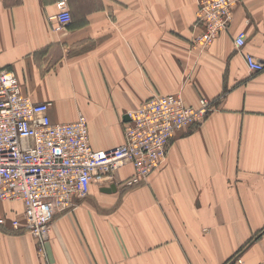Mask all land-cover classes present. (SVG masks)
<instances>
[{
    "label": "crops",
    "instance_id": "obj_1",
    "mask_svg": "<svg viewBox=\"0 0 264 264\" xmlns=\"http://www.w3.org/2000/svg\"><path fill=\"white\" fill-rule=\"evenodd\" d=\"M58 0H0V69L53 122L85 117L93 150L123 143L125 115L153 96L181 94L214 109L170 139L163 165L123 187L130 165L55 214L49 264H225L264 261V0H241L208 48L194 46L198 0H68L70 26L48 18ZM244 33L238 48L234 39ZM115 190L107 193V188ZM20 201L0 200V264H46Z\"/></svg>",
    "mask_w": 264,
    "mask_h": 264
},
{
    "label": "built area",
    "instance_id": "obj_2",
    "mask_svg": "<svg viewBox=\"0 0 264 264\" xmlns=\"http://www.w3.org/2000/svg\"><path fill=\"white\" fill-rule=\"evenodd\" d=\"M236 2L239 0H198L196 17L200 31L194 45L207 44L227 30L230 9ZM56 8V14L48 20L53 22V30L60 32L71 23V13L67 0H58ZM244 43V35L238 33L236 47ZM244 58L250 71L264 70V63H257L252 55L246 54ZM158 97L127 114L122 145L95 151L84 116L79 115L73 122H53L50 103L33 102L23 93L17 77L0 69V200H21L25 220L23 227L19 226L20 221H12L13 228L24 229L43 240L55 214L68 209L76 198L87 195L93 181H101L130 163L134 175L125 183L131 186L158 168L164 161L171 129L201 119L198 109L185 107L180 99L169 97L157 102ZM204 107L206 115L210 102H204ZM185 117H189L187 122ZM225 264L247 263L235 256Z\"/></svg>",
    "mask_w": 264,
    "mask_h": 264
},
{
    "label": "bare ground",
    "instance_id": "obj_3",
    "mask_svg": "<svg viewBox=\"0 0 264 264\" xmlns=\"http://www.w3.org/2000/svg\"><path fill=\"white\" fill-rule=\"evenodd\" d=\"M239 2H236L232 7H231V9H230V12H231V21H230V24H231V22H232V20H233V9H234V7L238 4ZM229 24V25H230ZM229 27V26H228ZM225 30H222L221 32H219L216 36H218L220 33H222V32H224ZM240 33H242V32H240ZM243 35H244V33H242ZM216 36H214L212 39H211V41L209 42V43H207V44H204V43H200V42H196L195 43V48H197L199 51H203V50H205L206 48H208L209 47V45L211 44V42L213 41V39L216 37ZM254 60L257 62V63H264V61H258V60H256L255 58H254ZM247 66V65H246ZM251 72H253V71H251ZM153 97H155V96H153ZM169 97H171L172 98V100L173 99H180L181 100V103L185 106V107H188V108H194V109H198L199 110V117L198 118H201V119H199V120H195V122L196 121H202V118H203V116L205 115V110H204V102H211V100H209L208 98H200L199 100H198V103H197V105L196 106H188V105H186L185 104V102H184V99L182 98V96H181V94H179V93H171V94H166V95H160V97H158L155 101H160V100H162V98H164V99H166V98H169ZM202 99H204V101H202ZM145 103V102H144ZM143 103V104H144ZM141 107V106H140ZM140 107H138V108H136V109H139ZM136 109L135 110H133V111H131V112H134V111H136ZM130 113V112H129ZM209 114H206L205 116H204V118H206L207 116H208ZM185 119V122H187L188 120H189V117H185L184 118ZM192 123H194V122H192ZM190 124H187V125H185V126H183L182 128H180V129H177V130H175V128H176V126H174L172 129H171V132H172V134H171V136H173L176 132H178V131H180V130H182V129H184V128H186V127H188ZM175 130V131H174ZM170 136V137H171ZM123 143H124V140H123ZM122 143V144H123ZM121 144V145H122ZM120 146V145H119ZM118 147V146H117ZM114 148H116V147H114ZM113 149V148H112ZM110 150V149H109ZM106 151V150H105ZM165 159H166V155H165V158H164V161L160 164V166H159V168L163 165V163L165 162ZM127 165H130L131 166V168H132V174L130 175V176H132V175H134V168H133V166L130 164V163H125V165L124 166H122L121 168H119L118 170H116V171H114L113 172V175L116 173V172H118L120 169H122V168H124L125 166H127ZM158 168V169H159ZM157 169V170H158ZM156 171V170H155ZM154 171V172H155ZM113 175H110V176H107V177H105V178H103L101 181H104V180H106L108 177H111V176H113ZM129 176V177H130ZM126 180V179H125ZM124 180V181H125ZM123 181V182H124ZM94 182V181H93ZM92 182V183H93ZM91 183V184H92ZM91 184H90V187H91ZM90 187H89V192H90ZM89 192L87 193V195L89 194ZM87 195H85L84 197H86ZM84 197H82V198H84ZM82 198H76V199H82ZM20 202H22L21 200H19ZM75 201V200H74ZM74 201H73V203H74ZM23 203V202H22ZM73 203H72V205H73ZM71 205V206H72ZM23 214H24V208H23ZM24 224H25V220H24V218H23V221L20 223L19 222V226L20 227H23L24 226ZM27 233H30L35 239H36V241H37V244H38V251L40 252V254H41V256H42V258L45 260V263L46 264H49V262L47 261V254H46V249H45V242H46V240H47V235L45 236V238L43 239V240H40L37 236H35L34 234H32L31 232H27ZM48 234V233H47ZM231 260V259H230ZM230 260H228V262L230 261ZM264 262V261H263ZM227 263V262H226ZM259 263H261V262H259ZM256 264H258V263H256Z\"/></svg>",
    "mask_w": 264,
    "mask_h": 264
},
{
    "label": "rangeland",
    "instance_id": "obj_4",
    "mask_svg": "<svg viewBox=\"0 0 264 264\" xmlns=\"http://www.w3.org/2000/svg\"><path fill=\"white\" fill-rule=\"evenodd\" d=\"M68 1V0H67ZM241 2V0H239V3ZM55 6H56V3H55ZM68 7H69V5H68ZM57 9V8H56ZM197 9H198V4H197ZM70 10V9H69ZM196 12H197V10H196ZM56 14V13H55ZM196 23H197V17H196ZM198 24V23H197ZM70 26V24L66 27V29L68 28ZM199 28H200V26H199ZM200 31V30H199ZM60 32H62V31H60ZM244 38H245V36H244ZM234 44H235V39H234ZM264 71V70H263ZM214 109V105H213V102L211 101L210 102V107H209V111H208V114H210L211 112H212V110ZM204 119V118H203ZM202 119V120H203ZM199 122H201V121H198V122H194V123H192V124H196V123H199ZM192 124H190V125H192ZM189 125V126H190ZM172 137V136H171ZM171 137L169 138V140H168V143H167V145H166V151L168 150V146H169V143H170V139H171ZM166 155V154H165ZM159 168V167H158ZM158 168H156L155 170H157ZM155 170H153L152 171V173L155 171ZM151 173V174H152ZM150 174V175H151ZM110 175H113V173H110V174H108L107 176H110ZM149 175V176H150ZM149 176H147L146 178H144L143 180H141V181H139V182H137V183H135L134 185H140V184H142V182H144L145 180H147L148 179V177ZM131 177V176H130ZM130 177H128L123 183H122V186L123 187H127V186H130V185H127L125 182L128 180V179H130ZM114 178L113 177H108L107 178V181H111V180H113ZM95 182H99V181H95ZM131 186H133V185H131ZM23 230V232H25V230L24 229H22ZM235 256H238V255H234L233 257H235ZM240 257V256H239ZM240 258H242V257H240Z\"/></svg>",
    "mask_w": 264,
    "mask_h": 264
},
{
    "label": "water",
    "instance_id": "obj_5",
    "mask_svg": "<svg viewBox=\"0 0 264 264\" xmlns=\"http://www.w3.org/2000/svg\"><path fill=\"white\" fill-rule=\"evenodd\" d=\"M124 118H125L126 121L129 120L128 115H125ZM114 190H115V186H114V185H111L109 188L106 189L105 192L110 193V192H112V191H114Z\"/></svg>",
    "mask_w": 264,
    "mask_h": 264
}]
</instances>
